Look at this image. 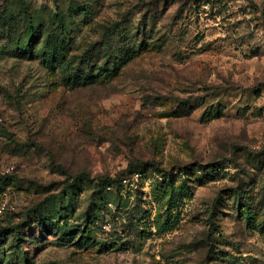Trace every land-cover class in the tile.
Returning a JSON list of instances; mask_svg holds the SVG:
<instances>
[{"label":"rangeland","instance_id":"rangeland-1","mask_svg":"<svg viewBox=\"0 0 264 264\" xmlns=\"http://www.w3.org/2000/svg\"><path fill=\"white\" fill-rule=\"evenodd\" d=\"M0 264H264V0H0Z\"/></svg>","mask_w":264,"mask_h":264},{"label":"trees","instance_id":"trees-1","mask_svg":"<svg viewBox=\"0 0 264 264\" xmlns=\"http://www.w3.org/2000/svg\"><path fill=\"white\" fill-rule=\"evenodd\" d=\"M194 1L195 2H198V0H194ZM138 53H140V52H138ZM55 57L56 58L60 57L61 60H64L65 54H64V52H61L60 53V56H58V55H52L51 56L52 63H54ZM104 75H106V76L107 75L117 76V75H119V69L118 68H114L110 72H105ZM92 80H93V76L92 75L91 76H89V75L81 76L79 78L77 72H74V73L72 72L71 74H66L65 73V79H64V81H65L66 84H69V85H72V86H76L78 84H81V81H83V83H89ZM192 171H194V170H192ZM82 177H85L87 180H91L90 176H88L87 174H82ZM183 191H185V193H187L188 192V188H183ZM165 225H168V224L166 223Z\"/></svg>","mask_w":264,"mask_h":264},{"label":"built area","instance_id":"built-area-1","mask_svg":"<svg viewBox=\"0 0 264 264\" xmlns=\"http://www.w3.org/2000/svg\"><path fill=\"white\" fill-rule=\"evenodd\" d=\"M6 209H7L6 205H3L2 206V210H6ZM111 227L112 226H111V224L109 222L104 224V229L107 230V231H109L111 229Z\"/></svg>","mask_w":264,"mask_h":264}]
</instances>
